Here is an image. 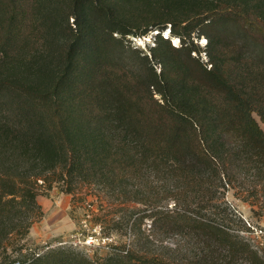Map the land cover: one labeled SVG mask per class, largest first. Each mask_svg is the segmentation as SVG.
Instances as JSON below:
<instances>
[{
  "label": "trees",
  "instance_id": "obj_1",
  "mask_svg": "<svg viewBox=\"0 0 264 264\" xmlns=\"http://www.w3.org/2000/svg\"><path fill=\"white\" fill-rule=\"evenodd\" d=\"M154 32L153 46L131 47ZM202 37L207 63L193 55ZM260 50L264 0H0V264H19L8 249L17 240L22 252L43 217L42 192L79 185L264 264L203 214L220 188L264 189ZM172 200L191 213L155 211ZM171 252L178 261L140 264H220ZM131 256L105 264H138ZM20 264L97 263L57 251Z\"/></svg>",
  "mask_w": 264,
  "mask_h": 264
},
{
  "label": "rangeland",
  "instance_id": "obj_2",
  "mask_svg": "<svg viewBox=\"0 0 264 264\" xmlns=\"http://www.w3.org/2000/svg\"><path fill=\"white\" fill-rule=\"evenodd\" d=\"M154 34L141 39L131 38V47L143 50L149 43L153 46ZM194 42L201 53L193 55L200 56L202 62L207 63L206 40L202 37ZM175 45L180 46V41ZM258 54L264 56V51L260 50ZM157 72H160L159 66ZM160 190L158 194L162 195ZM42 193L38 202L44 215L36 219L28 237L20 242L22 252L17 251V240H13L8 249L16 263L57 251H72L97 264H105L111 256L126 253H130L133 262L138 264L150 257H163L172 262L178 259H174L175 254L171 251H179L184 256L210 252L220 264H253L249 259L228 254L226 251L233 250L226 248L218 238L201 231L187 227L160 230L154 219L144 217L148 209L145 204L124 201L102 187L79 185L72 194L61 193L56 187ZM174 202H161L155 211L191 213L187 205L176 206ZM203 214L213 225L224 228L264 258V189L258 186L256 191L248 190L237 184L220 188Z\"/></svg>",
  "mask_w": 264,
  "mask_h": 264
},
{
  "label": "bare ground",
  "instance_id": "obj_3",
  "mask_svg": "<svg viewBox=\"0 0 264 264\" xmlns=\"http://www.w3.org/2000/svg\"><path fill=\"white\" fill-rule=\"evenodd\" d=\"M166 34L168 35V33H166ZM174 42H175V44H177V43H178V39L175 38V39H174Z\"/></svg>",
  "mask_w": 264,
  "mask_h": 264
},
{
  "label": "built area",
  "instance_id": "obj_4",
  "mask_svg": "<svg viewBox=\"0 0 264 264\" xmlns=\"http://www.w3.org/2000/svg\"><path fill=\"white\" fill-rule=\"evenodd\" d=\"M91 239H93V237H91ZM88 244H91V241H88Z\"/></svg>",
  "mask_w": 264,
  "mask_h": 264
},
{
  "label": "crops",
  "instance_id": "obj_5",
  "mask_svg": "<svg viewBox=\"0 0 264 264\" xmlns=\"http://www.w3.org/2000/svg\"><path fill=\"white\" fill-rule=\"evenodd\" d=\"M32 231H33V229H32Z\"/></svg>",
  "mask_w": 264,
  "mask_h": 264
},
{
  "label": "snow or ice",
  "instance_id": "obj_6",
  "mask_svg": "<svg viewBox=\"0 0 264 264\" xmlns=\"http://www.w3.org/2000/svg\"><path fill=\"white\" fill-rule=\"evenodd\" d=\"M165 35H167V34H165Z\"/></svg>",
  "mask_w": 264,
  "mask_h": 264
}]
</instances>
